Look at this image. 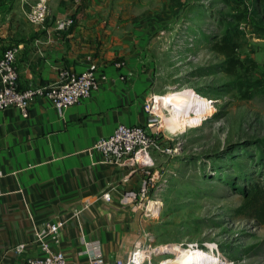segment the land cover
Segmentation results:
<instances>
[{
	"label": "crops",
	"instance_id": "1",
	"mask_svg": "<svg viewBox=\"0 0 264 264\" xmlns=\"http://www.w3.org/2000/svg\"><path fill=\"white\" fill-rule=\"evenodd\" d=\"M159 2L51 0L40 25L27 22L21 0L0 8V54L20 45L21 89L54 82L62 68L82 72L91 62L107 74L88 98L62 114L43 96L32 102L28 117L16 107L0 110L3 264H28L41 254L33 241L35 223L65 221L56 248L69 264H86V250L95 243L108 259L123 257L138 239L133 204L123 205L119 197L139 189L142 171L107 161L94 145L120 123L146 125L152 119L145 106L161 90L149 59L154 58L149 36L169 19ZM60 21L67 24L60 27ZM120 60L123 67L115 64ZM160 154L152 151L156 164ZM107 191L111 200L103 197ZM20 243L26 245L18 252L14 247Z\"/></svg>",
	"mask_w": 264,
	"mask_h": 264
},
{
	"label": "rangeland",
	"instance_id": "2",
	"mask_svg": "<svg viewBox=\"0 0 264 264\" xmlns=\"http://www.w3.org/2000/svg\"><path fill=\"white\" fill-rule=\"evenodd\" d=\"M252 1L244 0V5ZM167 2L160 0L159 6L169 19L149 36L158 96L193 89L200 99L185 106L188 117L171 121L167 115L169 131L161 135L166 136L164 144L176 150L160 154L149 197L138 208L132 207L140 232L136 241L152 247L199 248L213 257L212 264H264V223L236 212L242 196L231 186L239 172L237 164L247 171L253 168L239 144L252 149L251 141L264 137V98L247 100L227 86L236 77L219 70L223 57L211 50L204 37L218 31L221 16L231 18L234 11L222 0ZM9 5L10 0H0V8ZM253 24L252 19L242 22L245 36L240 54L259 63L252 74L256 78L264 73V36L254 32ZM152 203L159 204L153 208ZM160 252L153 257L155 264L184 256Z\"/></svg>",
	"mask_w": 264,
	"mask_h": 264
},
{
	"label": "built area",
	"instance_id": "3",
	"mask_svg": "<svg viewBox=\"0 0 264 264\" xmlns=\"http://www.w3.org/2000/svg\"><path fill=\"white\" fill-rule=\"evenodd\" d=\"M25 10L27 21L32 25L44 23L50 14L51 0H21ZM67 23L59 22L60 27ZM20 45H10L0 54V110L9 107L19 108L24 117L30 115V106L38 97H48L52 100L57 110L62 114L69 106L88 98L94 89L98 87L99 78L107 79L105 72H100V65L91 62L89 67L82 72H75L69 68H62L58 72L57 79L45 85L31 86L21 89L18 85L17 55ZM117 67H123L124 62L115 63ZM160 96H153L146 104V110L152 115V119L146 125H128L120 123L112 134L99 138L94 148L101 151L107 161L117 164L138 168L142 171V179L139 189L125 190L119 197L123 205L133 204L138 208L144 198L149 197L151 187L155 184L158 171L152 151L161 153L175 152L176 148L164 144V131H169L163 125L161 113L155 108L159 103ZM2 172L0 171V177ZM106 200H111V191L103 194ZM150 203V202H149ZM149 211H153L147 204ZM65 224L64 220L48 222L45 224H34L33 241L39 245L41 254L28 258V264H69L66 254L56 248L59 244V232ZM25 243L14 247L18 252L25 248ZM152 244L148 245L142 241H136L125 257L114 260L108 259L98 243L91 244L87 250L88 261L86 264H155L153 262L156 253ZM0 264L2 260L0 259Z\"/></svg>",
	"mask_w": 264,
	"mask_h": 264
},
{
	"label": "trees",
	"instance_id": "4",
	"mask_svg": "<svg viewBox=\"0 0 264 264\" xmlns=\"http://www.w3.org/2000/svg\"><path fill=\"white\" fill-rule=\"evenodd\" d=\"M222 1L230 5L234 13L230 15L231 18L221 16L217 21L218 31L205 35V40L209 42L211 50L223 57L218 65L219 70L236 77L227 86L236 88L240 97L247 100L264 98V73L259 77H252L259 63L251 56L243 58L240 54L245 36V30L241 27L244 20L252 19L254 32L264 36V0H253L250 6H245L244 0ZM245 27L247 28V23ZM239 145L253 168L247 171L243 169L244 165L237 164L239 172L231 186L242 196V202L236 212L257 224H263L264 137L251 141L252 149Z\"/></svg>",
	"mask_w": 264,
	"mask_h": 264
},
{
	"label": "bare ground",
	"instance_id": "5",
	"mask_svg": "<svg viewBox=\"0 0 264 264\" xmlns=\"http://www.w3.org/2000/svg\"><path fill=\"white\" fill-rule=\"evenodd\" d=\"M159 103L156 105V109L160 111L165 108L167 112L161 113L163 118V125L168 123L167 115L170 114L171 121H179L180 118H185L187 116V111L184 110L187 104L191 105L193 101H198L200 99L199 94L193 89H186L182 91H171L168 94L160 95ZM188 117V116H187ZM159 203H152V207L155 208ZM155 213V212H154ZM156 253H161L162 250H169L184 253L181 257H169L165 258L164 261H160L158 264H212L213 257L199 248L189 249L181 246H174L171 244L157 246L154 248Z\"/></svg>",
	"mask_w": 264,
	"mask_h": 264
}]
</instances>
